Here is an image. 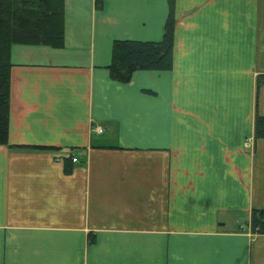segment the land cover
I'll return each mask as SVG.
<instances>
[{"label":"crops","instance_id":"crops-1","mask_svg":"<svg viewBox=\"0 0 264 264\" xmlns=\"http://www.w3.org/2000/svg\"><path fill=\"white\" fill-rule=\"evenodd\" d=\"M174 9L172 69L125 84L114 42L162 40L169 0H65L63 47H12L0 264H264V0Z\"/></svg>","mask_w":264,"mask_h":264},{"label":"trees","instance_id":"trees-1","mask_svg":"<svg viewBox=\"0 0 264 264\" xmlns=\"http://www.w3.org/2000/svg\"><path fill=\"white\" fill-rule=\"evenodd\" d=\"M98 4L101 1L97 2ZM175 0H169L170 12L160 41L116 40L112 60L108 66L111 77L119 83H128L140 70L167 71L173 67L176 17ZM65 0H0V145H8L11 53L14 45L64 46ZM257 90L264 77L257 78ZM256 106L258 100L256 98ZM256 139H264V115L256 112L254 121ZM47 149L53 147L22 146ZM65 170H71L67 159ZM255 233L264 234V210H254L251 219Z\"/></svg>","mask_w":264,"mask_h":264},{"label":"built area","instance_id":"built-area-1","mask_svg":"<svg viewBox=\"0 0 264 264\" xmlns=\"http://www.w3.org/2000/svg\"><path fill=\"white\" fill-rule=\"evenodd\" d=\"M93 130L96 131V132H98V133H101L102 132V129L100 127H95ZM73 161L76 162L77 159L74 158Z\"/></svg>","mask_w":264,"mask_h":264},{"label":"rangeland","instance_id":"rangeland-1","mask_svg":"<svg viewBox=\"0 0 264 264\" xmlns=\"http://www.w3.org/2000/svg\"><path fill=\"white\" fill-rule=\"evenodd\" d=\"M93 129H94V128H92V131H94ZM101 129H102V132H101V133H104V132H103V131H104L103 128H101ZM99 134H100V133H99Z\"/></svg>","mask_w":264,"mask_h":264}]
</instances>
